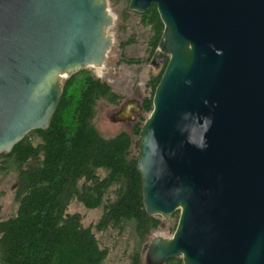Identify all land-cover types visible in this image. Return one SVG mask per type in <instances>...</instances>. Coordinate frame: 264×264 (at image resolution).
I'll return each mask as SVG.
<instances>
[{"label": "water", "instance_id": "95a60500", "mask_svg": "<svg viewBox=\"0 0 264 264\" xmlns=\"http://www.w3.org/2000/svg\"><path fill=\"white\" fill-rule=\"evenodd\" d=\"M152 3L166 66L134 148L146 213L179 214L146 262L264 264V0L128 7ZM113 17L107 0H0V152L49 125L67 76L105 61Z\"/></svg>", "mask_w": 264, "mask_h": 264}, {"label": "trees", "instance_id": "16d2710c", "mask_svg": "<svg viewBox=\"0 0 264 264\" xmlns=\"http://www.w3.org/2000/svg\"><path fill=\"white\" fill-rule=\"evenodd\" d=\"M139 19L150 29L149 56L126 57L127 63L150 61L163 30L155 3ZM154 65L149 94L140 98L141 112L130 130L105 134L97 128L100 106L118 105L123 96L83 68L63 80L49 125L27 132L10 151L0 152V173L12 170L17 180L16 210L0 217V264H102L107 249L83 224L80 212L67 211L72 197L88 208L102 206L96 229L131 230L136 241L129 264H144L145 245L161 220L145 211L134 140L152 109L166 61ZM111 188L113 196L105 199ZM173 262L182 264V259L173 257L165 264Z\"/></svg>", "mask_w": 264, "mask_h": 264}, {"label": "rangeland", "instance_id": "374dc122", "mask_svg": "<svg viewBox=\"0 0 264 264\" xmlns=\"http://www.w3.org/2000/svg\"><path fill=\"white\" fill-rule=\"evenodd\" d=\"M129 0H107L110 13L114 16L112 23L107 27L106 32L111 36L112 43L107 51L103 67L99 75L93 71V67L87 69L96 76L108 81L114 90L119 92L123 98L118 105H101L95 118L97 128L105 133H113L122 128L130 130V117H116L123 109L133 113L130 102L134 99L139 100L142 96L149 94L147 81L150 71L156 65L150 61L141 63H127L126 57H140L146 59L149 56L148 36L149 27L141 24L138 11L129 9ZM153 57V55H152ZM158 64V63H157ZM102 75V76H101ZM148 113H146L147 115ZM136 117V116H135ZM100 174L104 171L100 169ZM16 173L12 170L0 173V217L6 218L13 214L17 207L16 196ZM113 189H109L104 198L113 196ZM68 212H80L84 225H90L95 232L100 246L107 249L106 257L102 264H129L130 255L135 246V238L131 230L126 228L119 231L116 228L107 227L101 230L95 228L101 213L102 206L88 208L76 197H72ZM160 218L161 224L152 231L153 235L170 237L177 223V214L169 217ZM149 238V239H150ZM149 241V240H148ZM144 264H148L144 254ZM176 264V263H169Z\"/></svg>", "mask_w": 264, "mask_h": 264}, {"label": "flooded vegetation", "instance_id": "af4514ba", "mask_svg": "<svg viewBox=\"0 0 264 264\" xmlns=\"http://www.w3.org/2000/svg\"><path fill=\"white\" fill-rule=\"evenodd\" d=\"M139 100H140V99H139ZM139 100L134 99V100H132V101L130 102V106H131V108L133 109V113H130L132 116H130V115H125V109H123L121 112H119V113L116 115V117H124V116H127V117H130L131 119H134V118L136 119L140 112H138V109H137L135 103L138 102V104H139ZM135 116H136V117H135ZM135 119H134V120H135ZM134 120H132L131 125H132V123H133Z\"/></svg>", "mask_w": 264, "mask_h": 264}, {"label": "bare ground", "instance_id": "6f19581e", "mask_svg": "<svg viewBox=\"0 0 264 264\" xmlns=\"http://www.w3.org/2000/svg\"><path fill=\"white\" fill-rule=\"evenodd\" d=\"M90 67H93V71L96 73V75L100 74V71L102 69V65H89ZM103 70V69H102ZM102 72V71H101ZM102 76V75H101Z\"/></svg>", "mask_w": 264, "mask_h": 264}]
</instances>
